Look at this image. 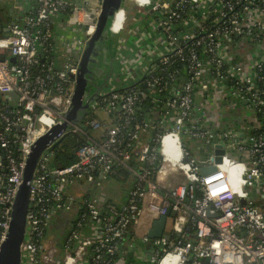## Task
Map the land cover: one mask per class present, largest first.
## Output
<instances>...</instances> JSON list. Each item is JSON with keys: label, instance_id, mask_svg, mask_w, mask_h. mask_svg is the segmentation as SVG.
Segmentation results:
<instances>
[{"label": "built area", "instance_id": "2783aa9c", "mask_svg": "<svg viewBox=\"0 0 264 264\" xmlns=\"http://www.w3.org/2000/svg\"><path fill=\"white\" fill-rule=\"evenodd\" d=\"M102 1L20 0L0 22V248L31 146L65 120ZM110 29L112 72L66 130L85 139L76 160L38 158L20 264H127L139 218L169 208V237H143L148 264H264V0H121ZM128 174L124 202L91 193Z\"/></svg>", "mask_w": 264, "mask_h": 264}, {"label": "water", "instance_id": "95a60500", "mask_svg": "<svg viewBox=\"0 0 264 264\" xmlns=\"http://www.w3.org/2000/svg\"><path fill=\"white\" fill-rule=\"evenodd\" d=\"M120 5L121 0L102 1V8L96 31L87 42L80 58L75 90L71 98V104L65 114V120L46 130L31 146L23 170V179L12 205L8 233L0 248V264H20V247L25 229L29 188L38 158L45 149L66 132L69 123H76L79 121L89 107L90 101L96 97L98 91L110 76L111 69L109 68L104 79L97 83L91 82L92 75L90 74V69L87 64L90 60L89 56L97 55L98 53V48H95V43L104 39L106 35L109 37L113 35L110 25L114 13L119 9ZM1 30L7 31V28H1L0 24V31ZM0 59H3V57ZM14 61L13 58L10 59L11 63H14ZM90 83L91 88L88 87ZM11 95L14 96L13 93H11ZM39 128H41L40 125ZM202 172H205V170H202ZM174 215L175 212L171 211V208H169L166 215L153 220L147 231V237L149 239L159 238L161 236L169 237L170 234L164 230L165 224L167 217Z\"/></svg>", "mask_w": 264, "mask_h": 264}, {"label": "crops", "instance_id": "0c3cea01", "mask_svg": "<svg viewBox=\"0 0 264 264\" xmlns=\"http://www.w3.org/2000/svg\"><path fill=\"white\" fill-rule=\"evenodd\" d=\"M20 0H7V5H11V3H15ZM80 187H76L73 188L72 193L74 194V196H76V198H78L79 196L83 195V193L85 192V188H83L81 185H79ZM119 188V192H116L114 195H112L111 197L114 199V201L118 202V203H122L125 201L126 199V195L127 192L125 190H121L120 187ZM93 191V189H92ZM88 192V191H87ZM105 198L110 199L109 197L104 196ZM111 200V199H110ZM75 215V210H72L70 212H62L60 213L58 216H56L55 218L52 219L51 221V225L49 227V229L56 231L57 234H55L53 237L49 236L48 233H46V237H48L47 242H51L54 243L55 245L57 243H60L61 239L63 238V235L65 234V232L67 230H63L62 226L64 225V223L66 224L68 221H71L72 218ZM152 223V222H151ZM150 216L146 213H144L139 220L137 221V223L134 226L133 229V242L135 246H137V248H142L143 244V237L147 234V231L150 228ZM48 232V230H47ZM140 256L139 251L135 250L133 252V254L128 257L126 260H130L132 261V259L134 257ZM139 260V259H137Z\"/></svg>", "mask_w": 264, "mask_h": 264}, {"label": "rangeland", "instance_id": "374dc122", "mask_svg": "<svg viewBox=\"0 0 264 264\" xmlns=\"http://www.w3.org/2000/svg\"><path fill=\"white\" fill-rule=\"evenodd\" d=\"M130 5H132V4L129 3V2H125L123 7L126 8V7H128ZM132 7H133V5H132ZM10 11H11V7L7 5V0H2L0 2V21H2V22L8 21L9 20ZM133 14H135V13L132 11L131 15H133ZM128 19H129V21L131 20L130 18H128ZM114 40H115V37H113V42H114ZM252 49L253 48H249L247 50V53L244 54V55L249 54V52L251 53ZM244 55H243V57H244ZM169 178L170 179L168 181H169L171 186H173V185L177 184L178 182H180V178L177 177V176H171ZM130 179H131V176L129 174L126 175L125 178H123V179L118 178V177H109L104 182V185L102 186V188L95 187V188H93V191L91 190V193L96 195V196H98V197H100V198L104 197V196L109 197L111 200L114 201V199H113L114 197L112 198L111 196L114 195L116 192H119V188L118 187H120L121 190H125L126 192H128L129 187H130V183H131ZM68 223H69V227H70L71 221H68ZM150 223H151V221H150ZM47 233L51 237H53L55 234H57L56 231L51 230V229H48ZM45 239L48 240V237H45ZM138 251H139L140 256H138V258L134 257L132 259V261L126 260L127 264H148V261H147L148 252L144 251L143 248H140ZM137 259H139V260H137Z\"/></svg>", "mask_w": 264, "mask_h": 264}, {"label": "trees", "instance_id": "16d2710c", "mask_svg": "<svg viewBox=\"0 0 264 264\" xmlns=\"http://www.w3.org/2000/svg\"><path fill=\"white\" fill-rule=\"evenodd\" d=\"M133 5V4H132ZM132 5L128 6L127 15L128 17H132ZM134 12V11H133ZM131 15V16H130ZM2 22V21H0ZM85 141L82 135L72 134L69 132L64 133L59 138L52 143L45 152L51 155L50 165L52 166H66L73 163L76 160L75 150L83 144ZM89 196V195H87ZM131 236V233L128 234V237ZM186 238L188 240H193V229L189 228L187 231ZM62 244V243H61ZM60 246V245H59ZM150 246L146 244V246L142 247L144 251L148 252Z\"/></svg>", "mask_w": 264, "mask_h": 264}, {"label": "flooded vegetation", "instance_id": "af4514ba", "mask_svg": "<svg viewBox=\"0 0 264 264\" xmlns=\"http://www.w3.org/2000/svg\"><path fill=\"white\" fill-rule=\"evenodd\" d=\"M113 37V35L111 37L106 35L104 39L95 43V48H98V53L97 55H90V60L87 64L92 75L91 82L97 83L104 79L109 68L111 69L110 74L112 72V67L115 62V40L113 42ZM90 85L91 83L88 86L89 88H91ZM68 228L69 223H64L62 229L67 230Z\"/></svg>", "mask_w": 264, "mask_h": 264}, {"label": "clouds", "instance_id": "9594fccd", "mask_svg": "<svg viewBox=\"0 0 264 264\" xmlns=\"http://www.w3.org/2000/svg\"><path fill=\"white\" fill-rule=\"evenodd\" d=\"M141 2H142V3H146V2H147V0H141Z\"/></svg>", "mask_w": 264, "mask_h": 264}]
</instances>
